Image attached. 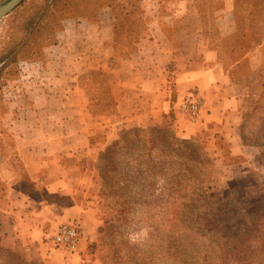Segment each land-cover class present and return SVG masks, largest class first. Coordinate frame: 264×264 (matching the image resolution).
Listing matches in <instances>:
<instances>
[{"label":"rangeland","instance_id":"1","mask_svg":"<svg viewBox=\"0 0 264 264\" xmlns=\"http://www.w3.org/2000/svg\"><path fill=\"white\" fill-rule=\"evenodd\" d=\"M187 3L194 6L193 11L167 29L183 55L205 51L209 41L211 47L221 50L220 57L229 58L264 41V11H259L264 0H234L237 8H247L235 13L237 29L231 15L217 11L222 0ZM89 5H111L117 53L132 50L131 42L143 26L139 0H89ZM89 5L76 9L90 11ZM48 6L49 0H23L0 19V57L23 40L29 19H39ZM39 22L49 28V15ZM37 40L33 46L27 41L19 50L22 59L0 74V124L6 134L13 128L15 116H23L27 122L20 125L29 126V112L22 103L30 100L35 87L39 88L38 98L47 95L42 91L49 87V39ZM94 73L87 74L83 83L96 111L103 112L110 106L111 76L105 71ZM85 98L89 103L87 93ZM90 122L86 120L85 125ZM153 127L157 126L121 128L116 139L131 129ZM251 137L264 140V131ZM113 143L87 154L80 165L86 181L82 201L96 214L99 241L113 264H264V165L225 168L205 136L187 137L175 129L158 137L148 131L129 134L120 145L114 147ZM192 150L198 161L187 158ZM4 152L10 154L0 157V166L23 168L11 149ZM46 240L49 244L51 238ZM40 255L0 247V264H45L47 253Z\"/></svg>","mask_w":264,"mask_h":264},{"label":"crops","instance_id":"2","mask_svg":"<svg viewBox=\"0 0 264 264\" xmlns=\"http://www.w3.org/2000/svg\"><path fill=\"white\" fill-rule=\"evenodd\" d=\"M222 1L217 11L231 15L237 29L235 13L247 8H237L234 0ZM187 2L193 0H139L143 26L131 42L134 48L124 54L117 53V27L111 15L107 25L104 21L88 36L78 35L76 51L66 41L60 54L49 52V87L42 91L47 95L38 98L35 87L30 100L22 103L29 112V126L20 125L27 122L23 116L13 117L9 134L0 124V157L5 159L10 154L5 149H11L23 167L0 166V247L47 253L45 264H113L99 241L96 214L82 201L86 181L80 165L87 154L112 143L118 129L156 126L172 112L179 134L205 136L221 164L249 168L261 159L260 146L243 144V115L247 99L254 101L258 96L253 94L264 93V76L258 75L264 69V41L228 59L221 58L209 41L201 53H179L167 29L193 11ZM87 43L93 50L84 48ZM111 57L118 62L110 70L119 86L115 111L90 114L82 77L90 66L107 67ZM123 73L126 80L118 77ZM189 93L200 101L195 119L178 107ZM70 221L81 230L72 251L46 242Z\"/></svg>","mask_w":264,"mask_h":264},{"label":"trees","instance_id":"3","mask_svg":"<svg viewBox=\"0 0 264 264\" xmlns=\"http://www.w3.org/2000/svg\"><path fill=\"white\" fill-rule=\"evenodd\" d=\"M214 0H212L213 2ZM84 4L89 5V0H49V12L48 10L40 16L38 19L30 18L27 22L26 26L24 27L25 36L22 38L23 40H20L17 44L14 45L13 48H11L8 52H4V54L0 57V74L4 71V69L8 66H10L12 63H16L19 60H21L23 56V51H20V48L26 45V42L28 41V44L30 46L32 45V42L37 43V39H42V41H47L49 39V52L53 53L55 55H58L62 52V42H70V47L74 49V51L77 50V44L76 39L78 35H84L88 36V34L93 32L95 29L98 30V27L103 25V22L105 21L106 25L108 23V18L111 15V5L106 6L105 8H97V7H89L91 8L90 11H84L79 12L76 8L79 6H82ZM76 10L79 12L77 15ZM259 11H264V5L262 6ZM93 13V14H92ZM90 14H92L90 16ZM49 15V28L48 26L42 27L41 22L39 20L44 16ZM78 17V18H76ZM80 17V18H79ZM92 18V19H91ZM72 20V23H64L66 20ZM80 25L81 31L79 32V29L76 28L77 25ZM206 35V34H205ZM60 43V44H59ZM90 43L85 44L84 48L93 50V47L89 45ZM215 46V45H213ZM212 46V47H213ZM19 47V49H17ZM215 48V47H214ZM219 56L221 55V50L215 48ZM15 51V52H14ZM14 52V53H13ZM90 52H87L89 54ZM225 57L228 59L227 55ZM224 58V57H221ZM91 61H87V63H90ZM118 65V62L113 60V57H111L110 61L107 63V67H93L90 66V69L87 70L83 78L87 74H97L94 73V71H101L106 72L109 76H111V93H110V106L109 109L103 112L96 111V104L93 103V99L89 95L87 88L85 84L83 83V87L88 95L89 99V111L90 114H96L101 113L103 115H107L110 113H114L115 111V92L118 90L119 86L115 83V75L111 73V69L116 67ZM89 72V73H88ZM259 76H264V69H261L258 73ZM127 74L123 73L120 74L118 77L127 79ZM118 81V80H117ZM109 82V83H110ZM258 96V99L252 101L250 98L247 99L248 103V109L247 113L243 115V144L245 145H258L262 149V157L260 160H258L253 167L262 166L264 165V140H258V138L254 137L252 138L251 135L258 133L260 130L261 132L264 131V93L261 94H253ZM157 127L149 128L147 130H128L124 132L123 135L120 136V138L117 140H114L112 143L113 146L116 147L121 144L124 140H126L127 135L134 134L138 135L143 132L148 131L150 134L155 135L156 137L161 136V134L165 133H171V131H176L175 122H174V115L172 112H170L168 115L163 117L162 122L159 125H156ZM134 127H140V126H134ZM143 127V126H142ZM152 127V126H148ZM247 130V133H246ZM252 130V131H251ZM249 134H251L249 136ZM110 143V144H112ZM159 143H162L161 140H159ZM196 152L192 150V152L187 154V158H190L191 161H194V159H197L198 161V155L195 154ZM197 165L201 166V163L196 162ZM225 168H239L236 166H230L228 164H223Z\"/></svg>","mask_w":264,"mask_h":264},{"label":"built area","instance_id":"4","mask_svg":"<svg viewBox=\"0 0 264 264\" xmlns=\"http://www.w3.org/2000/svg\"><path fill=\"white\" fill-rule=\"evenodd\" d=\"M179 110L189 119H195L200 111V101L196 94L189 93L178 103ZM81 230L75 221L62 224L56 233L52 235L51 241L56 247L72 251L80 238Z\"/></svg>","mask_w":264,"mask_h":264},{"label":"water","instance_id":"5","mask_svg":"<svg viewBox=\"0 0 264 264\" xmlns=\"http://www.w3.org/2000/svg\"><path fill=\"white\" fill-rule=\"evenodd\" d=\"M22 1L23 0H6L4 3L0 4V19L10 13Z\"/></svg>","mask_w":264,"mask_h":264}]
</instances>
